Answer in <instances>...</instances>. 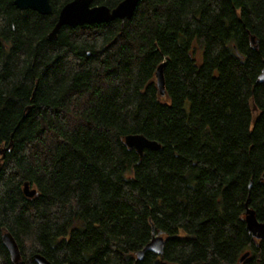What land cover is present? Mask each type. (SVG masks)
<instances>
[{"label": "trees", "instance_id": "obj_1", "mask_svg": "<svg viewBox=\"0 0 264 264\" xmlns=\"http://www.w3.org/2000/svg\"><path fill=\"white\" fill-rule=\"evenodd\" d=\"M50 1L0 0V264L5 231L20 264H264V0H140L54 40Z\"/></svg>", "mask_w": 264, "mask_h": 264}, {"label": "water", "instance_id": "obj_2", "mask_svg": "<svg viewBox=\"0 0 264 264\" xmlns=\"http://www.w3.org/2000/svg\"><path fill=\"white\" fill-rule=\"evenodd\" d=\"M139 1L140 0H121L117 6L110 8L105 4L95 5L93 4V0H71L61 8L58 20L53 30L49 33V40L56 39L58 32L64 25L74 27L84 24L106 23L115 19H130L132 18ZM15 4L20 9H32L40 14L47 15L53 12V6L50 0H15ZM252 41L255 42L254 38H252ZM163 68L164 63L160 64L156 70L157 85L162 95H164L166 91ZM261 78L264 79V74ZM126 144L129 147L135 148L140 155L143 154L145 148L156 150L161 147L157 141L150 140L142 134L128 135L126 137ZM251 185L252 183L250 184V187ZM24 192L28 197H33L37 194V190L31 188L29 182H25ZM248 202L249 200L247 203ZM245 215L248 231L253 237L264 239V222L257 219L255 211L249 206H247ZM3 242L9 251L12 262L14 264H20L22 257L21 249L16 238L10 231H5L3 234ZM164 243L165 238L163 233L161 231L158 233L154 232L151 241L137 253L138 258L142 259L148 251L162 254ZM249 255L250 252H246L241 256L240 261L242 262L249 257ZM34 259L38 264H54L41 253H36Z\"/></svg>", "mask_w": 264, "mask_h": 264}]
</instances>
